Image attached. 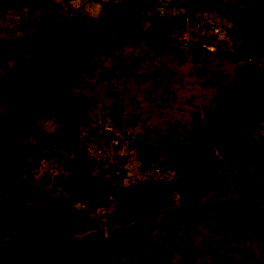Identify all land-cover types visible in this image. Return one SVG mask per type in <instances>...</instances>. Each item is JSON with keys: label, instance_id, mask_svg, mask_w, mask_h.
Masks as SVG:
<instances>
[{"label": "rangeland", "instance_id": "1", "mask_svg": "<svg viewBox=\"0 0 264 264\" xmlns=\"http://www.w3.org/2000/svg\"><path fill=\"white\" fill-rule=\"evenodd\" d=\"M117 1L52 0L57 27L96 16L100 2ZM130 1L144 8L141 30L167 26L155 13L157 0ZM195 1L183 6L184 20L168 36L172 38L169 47L175 48L153 53L139 40L132 47L99 55L92 61L93 70H82L70 88L71 94L86 100L75 136L63 129L61 119L35 117L37 125L46 133H56L57 139L41 145L39 156L31 157L5 190L25 201L26 207L17 206L16 214L88 192L89 199L98 202L91 211L88 199L62 202L61 223L47 247L50 258L71 251L87 262L103 253L113 257L110 264H216L207 259L208 252L215 251L241 264H264V232L253 243L199 242L173 228L180 197L164 192L151 199L158 211L143 224H118L116 200L107 193L111 187L137 185L139 181H133L130 173L145 158L160 157L164 147L175 151L186 147L194 119L216 105L218 91L226 82L250 74L264 96V0ZM38 17L23 6L0 10V84L7 80L19 54L29 49L28 35ZM192 19L218 26L214 41L221 47L190 34ZM112 103L121 109L108 112ZM167 133V144L155 139ZM112 155L118 160L113 162ZM230 158L262 167V184L256 191L264 199V118L257 119L249 137L225 152L221 161ZM192 167L197 168L195 163ZM173 168L175 176L181 177L183 166L177 162ZM260 209L262 218L264 204ZM9 239L0 233V264H13L8 259Z\"/></svg>", "mask_w": 264, "mask_h": 264}, {"label": "trees", "instance_id": "2", "mask_svg": "<svg viewBox=\"0 0 264 264\" xmlns=\"http://www.w3.org/2000/svg\"><path fill=\"white\" fill-rule=\"evenodd\" d=\"M18 6L36 11L39 22L29 32V49L24 55L19 54L7 80L0 84V233L10 238L8 259L13 264H110L112 262L108 261H113V257L103 253L89 262L80 260L71 251L62 252L55 258L47 255V247L61 223L62 202L88 199L87 208L91 211L98 202L89 199V192L58 198L45 207L16 214L17 206L26 207L25 201L18 195H7L5 190L12 185L16 172L22 173L31 157L39 156L41 145L57 139L56 133H46L37 125L36 116L61 119L65 125L63 129L76 135V128L85 115L86 100L81 95L75 97L70 88L82 70H93V59L132 47L139 40L153 53L175 48L174 45L169 47L172 38L168 36L184 20L183 13L164 20L165 28L141 30L139 23L144 8L133 6L130 0H118L116 3L100 2L94 17L57 27L52 0H0V10ZM243 12L238 10L240 14ZM2 51L0 45V53ZM221 55L216 52V56ZM218 96L213 108L194 119L186 147L176 151L164 147L160 157L145 158L142 162L156 159L162 167L169 169H174V164L179 162L184 168L181 177L174 176L169 182L147 180L107 190L116 200L118 224H143L158 211L151 199L156 193L164 192L180 197L181 207L173 227L176 229L188 217L197 198L208 192V183L223 154L246 140L254 122L264 118V96L250 74L226 82ZM115 107L121 109L120 104L112 103L107 106L108 112ZM155 139H162L167 144L169 133L166 136L157 134ZM193 163L196 169L192 167ZM220 241L229 242L227 239ZM207 259L216 264H241L233 256L215 251H209Z\"/></svg>", "mask_w": 264, "mask_h": 264}, {"label": "crops", "instance_id": "3", "mask_svg": "<svg viewBox=\"0 0 264 264\" xmlns=\"http://www.w3.org/2000/svg\"><path fill=\"white\" fill-rule=\"evenodd\" d=\"M261 175L262 167L253 161L222 160L208 192L197 198L180 223L179 233L208 244L222 239L229 240L228 244L253 243L264 232V216L259 214L264 199L256 191L262 184Z\"/></svg>", "mask_w": 264, "mask_h": 264}, {"label": "built area", "instance_id": "4", "mask_svg": "<svg viewBox=\"0 0 264 264\" xmlns=\"http://www.w3.org/2000/svg\"><path fill=\"white\" fill-rule=\"evenodd\" d=\"M107 1V0H104ZM112 1V0H108ZM155 13L160 16L163 20H168L171 17H175L183 13V6L189 0H157ZM218 26H207L203 22L193 20L190 24V34L197 37L208 38L209 43L219 45L220 42H215L214 37L219 34ZM186 40L185 35L182 36ZM217 47H221L220 45ZM113 162L118 160L117 155H112ZM131 168V166L129 167ZM133 169V167H132ZM175 176V170L164 168L160 165L159 161L154 159L150 162L135 166L131 170L130 177L133 181H147V180H158L161 182H169Z\"/></svg>", "mask_w": 264, "mask_h": 264}]
</instances>
